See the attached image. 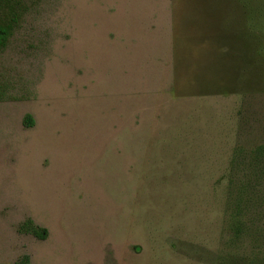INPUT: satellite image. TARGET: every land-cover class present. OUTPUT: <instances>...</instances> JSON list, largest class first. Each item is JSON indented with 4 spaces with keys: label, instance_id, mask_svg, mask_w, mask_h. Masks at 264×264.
Segmentation results:
<instances>
[{
    "label": "rangeland",
    "instance_id": "1",
    "mask_svg": "<svg viewBox=\"0 0 264 264\" xmlns=\"http://www.w3.org/2000/svg\"><path fill=\"white\" fill-rule=\"evenodd\" d=\"M28 6L0 51V264H264V0Z\"/></svg>",
    "mask_w": 264,
    "mask_h": 264
},
{
    "label": "trees",
    "instance_id": "2",
    "mask_svg": "<svg viewBox=\"0 0 264 264\" xmlns=\"http://www.w3.org/2000/svg\"><path fill=\"white\" fill-rule=\"evenodd\" d=\"M29 0H0V51L7 47L9 40L20 27L25 14L28 12ZM6 89L0 84V102L10 100ZM23 126L32 127L33 119L26 115L22 121ZM18 233L31 235L38 240H45L46 230L36 226L31 220H26L18 227ZM13 264H30L26 255L18 258Z\"/></svg>",
    "mask_w": 264,
    "mask_h": 264
}]
</instances>
